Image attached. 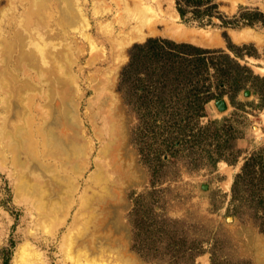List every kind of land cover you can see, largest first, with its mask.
<instances>
[{
    "label": "rangeland",
    "instance_id": "obj_1",
    "mask_svg": "<svg viewBox=\"0 0 264 264\" xmlns=\"http://www.w3.org/2000/svg\"><path fill=\"white\" fill-rule=\"evenodd\" d=\"M212 2L233 25L223 24L213 10L198 18L188 12L182 19L176 0H48L44 18L27 27L24 19L34 0H0V264H73L75 252H66V239L79 226L75 222L84 220L80 198L100 189L92 180L99 167L109 173L118 200H109L121 226L109 236L113 250L121 241L140 264H172L169 254L158 261L134 248L137 217L131 213L140 207L147 224L161 226L167 218L182 221L179 230L189 227V237L199 239L203 251L194 264H213L214 249L220 264H264V232L248 209L239 214L232 206L235 175L245 158L264 146V101L243 91L237 98L243 107L224 96L225 111L217 108L219 100H211L196 121L161 127L139 122L118 89L130 48L150 37L211 50L229 51L230 43L251 53L241 64L264 77V25L246 24L240 14L249 11L252 19L256 11L264 13V0ZM134 3L156 29L122 51L117 17L136 14ZM176 28L188 31L189 38L171 34ZM241 30L261 37L236 42L232 34ZM198 38L219 44L204 46ZM110 122L116 126L113 140ZM54 134L76 137L85 151L79 169L71 170L48 146ZM107 142L114 143L108 157L100 152ZM157 247L166 251L167 246L159 244L154 254Z\"/></svg>",
    "mask_w": 264,
    "mask_h": 264
},
{
    "label": "trees",
    "instance_id": "obj_2",
    "mask_svg": "<svg viewBox=\"0 0 264 264\" xmlns=\"http://www.w3.org/2000/svg\"><path fill=\"white\" fill-rule=\"evenodd\" d=\"M212 1L176 0L177 12L184 19L188 12L198 18L210 16L213 10L223 24L233 25L223 19L217 4ZM248 12L240 13L244 23L261 22L264 25V13L256 11L250 19L251 13ZM227 48L229 51L211 50L192 43L150 37L130 48L129 61L121 71L118 89L139 122L161 127L192 123L202 116L206 103L224 96H228L234 107H243L245 103L237 98L240 92L247 90L256 93L262 104L264 77L240 62L245 54H252L243 53V48L230 43ZM203 129L206 127L200 128ZM174 131L175 128L167 134L172 136ZM149 193L153 195L155 191ZM139 199H143V194L137 197V206ZM232 206L239 214L248 209L259 230L264 232V146L250 153L235 175ZM139 211L140 207H136L131 213L133 218L137 217L132 220L133 242L139 253L145 257L149 254L158 261L169 254L168 260L172 264H194L203 251L199 246L201 241L189 237L186 231L189 227L183 226L179 230L177 225L182 221L167 218L163 225L152 226L139 216ZM159 244H165L166 251H158L157 247L154 249L157 254H154L152 250ZM211 261L220 264L216 249L211 252Z\"/></svg>",
    "mask_w": 264,
    "mask_h": 264
},
{
    "label": "bare ground",
    "instance_id": "obj_3",
    "mask_svg": "<svg viewBox=\"0 0 264 264\" xmlns=\"http://www.w3.org/2000/svg\"><path fill=\"white\" fill-rule=\"evenodd\" d=\"M139 6L140 4L138 3L133 4V9L138 11L136 14H130L128 15V17L120 14L117 17V19L122 24L121 33L122 36L124 37V42L121 46L122 51L127 44L143 40L147 35L153 33L156 29L154 28V23L151 20L149 22L144 20L146 18H144L140 14L138 10ZM48 7H49L48 0H34V3L29 13L27 14V16H25L24 19L25 25L27 27L34 26V23L42 20L44 18V14L48 12L47 11ZM188 33H189L188 31L180 28L178 29L176 28L171 31V34H174L179 37L185 36L186 38H189ZM232 36L236 42H244L251 39L258 40L261 37L260 34L252 33L249 30L234 31ZM197 40H199V42L204 46L205 45L209 46L210 44L212 45L219 44L218 41L213 38L211 40L213 43L210 41L208 42L203 38H198ZM66 111H67L66 115H70V119H75L74 113L71 110H66ZM107 119L111 120L110 113H108ZM55 123L56 121H54V124ZM110 123H111L110 128L111 131L113 132V134L110 133V135L113 140L115 136L116 126L113 128L114 125L112 124V122ZM50 136H51L50 138L51 143L50 144L48 143V146H51L55 150V154L58 155L59 153L61 154V157L63 155L64 159L66 160V163L72 166L71 170L79 169V165H80L79 159L82 158L83 152L85 155V151H83L84 149L81 147V145L77 144V141H75L76 137L74 135L72 137H67L66 134L63 135L54 134ZM25 137H26L25 139H27L26 142L31 143L32 141L31 137L29 135H26ZM115 141L117 142L116 139ZM113 146H114L113 142H110L109 144L107 142L100 152H102L104 155H106V157H108L107 154L112 150ZM110 167L112 168V166ZM111 171L113 170L111 169ZM93 174H92L93 177L92 180L96 185L100 186V189L94 191L90 195L85 194L83 198H80L81 203L79 206L80 207L79 211L80 214H82L81 217L84 220L83 221L80 220V222H75L74 225H79V226L75 228L76 231L74 230V232H72L71 235L67 236L66 244H65L67 247L66 252H68L69 254L75 252L73 255V264H105V263L106 264H140L137 261V259L127 254L126 246L123 242L121 241L120 243L118 242L117 250H113V243H109L111 241L115 242L109 237L111 236V233H113L112 231L115 232L116 230H121V226L119 224V220L117 219L116 215L114 214L113 211L110 212L112 204L109 203V200L112 199L111 203L114 201L117 202L118 200L117 201L113 200L116 199L117 195L113 194L109 187V182L107 181L109 180V176H108L109 173H106V171L103 168L99 167L98 170L95 171L94 176ZM117 181L119 182L121 180H117ZM71 190H76V189L71 187ZM67 199H69V193H67ZM66 203L67 202H65V204ZM76 213L78 215V210ZM77 219L78 218H76L75 220L77 221ZM97 234L100 235L101 241L98 239L99 242L97 241V236H96ZM96 241L98 242V244L99 243L100 244L96 245L95 244ZM97 261L101 263H97Z\"/></svg>",
    "mask_w": 264,
    "mask_h": 264
},
{
    "label": "water",
    "instance_id": "obj_4",
    "mask_svg": "<svg viewBox=\"0 0 264 264\" xmlns=\"http://www.w3.org/2000/svg\"><path fill=\"white\" fill-rule=\"evenodd\" d=\"M244 94H245L246 96H249V95L251 94V92H250V91H246ZM216 105H217V108H218L220 111H225V110L228 108V105H227V103H226L225 100H219V101L216 103Z\"/></svg>",
    "mask_w": 264,
    "mask_h": 264
}]
</instances>
